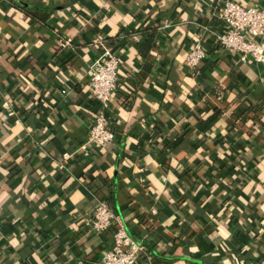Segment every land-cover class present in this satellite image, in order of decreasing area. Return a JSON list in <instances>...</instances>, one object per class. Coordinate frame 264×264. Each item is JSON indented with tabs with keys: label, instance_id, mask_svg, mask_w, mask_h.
I'll return each mask as SVG.
<instances>
[{
	"label": "crops",
	"instance_id": "1",
	"mask_svg": "<svg viewBox=\"0 0 264 264\" xmlns=\"http://www.w3.org/2000/svg\"><path fill=\"white\" fill-rule=\"evenodd\" d=\"M220 1L0 0V264H100L112 233L82 221L100 198L146 245L137 264H264V69L216 45ZM103 39L121 58L116 140L61 171L98 110ZM195 40L209 49L199 76L185 67Z\"/></svg>",
	"mask_w": 264,
	"mask_h": 264
},
{
	"label": "built area",
	"instance_id": "2",
	"mask_svg": "<svg viewBox=\"0 0 264 264\" xmlns=\"http://www.w3.org/2000/svg\"><path fill=\"white\" fill-rule=\"evenodd\" d=\"M215 16L224 24L221 32L213 33L215 43L226 52L235 55L237 61L254 64L264 69V6H246L236 0H221ZM101 51L89 72L91 96L98 105L88 137L72 153H64L58 164L61 171L68 169L76 157L93 159L94 152L102 150L116 140L117 130L111 125V99L118 88L121 58L105 43L98 41ZM209 49L202 40L191 43L185 58V67L193 76L200 75L201 64L208 59ZM69 93H64L67 98ZM55 102L49 101L48 105ZM20 118L12 110L7 119ZM257 126L254 131H257ZM144 183L145 178H141ZM156 208L151 214L156 216ZM86 227L97 234L112 233V245L103 253L100 264H137L147 254L146 245L135 240L127 231L122 218L115 213L108 201L100 198L91 216L82 220Z\"/></svg>",
	"mask_w": 264,
	"mask_h": 264
},
{
	"label": "trees",
	"instance_id": "3",
	"mask_svg": "<svg viewBox=\"0 0 264 264\" xmlns=\"http://www.w3.org/2000/svg\"><path fill=\"white\" fill-rule=\"evenodd\" d=\"M142 34L143 35H145V37H147V40L145 41V43H142V41L140 42V44L138 45L137 44V46H136V44H135V46H136V48H137V50L140 52V53H143V55H144V50L145 49H147V54H148V52H149V50L152 48V47H154L155 46V40H154V30L153 29H145V30H142ZM106 40L105 39H103L102 40V42L104 43ZM146 51V50H145ZM119 85V84H118ZM129 91V90H128ZM115 95V94H114ZM114 95H113V97H112V99H111V103H112V100H113V98H114ZM99 152V151H98ZM98 152H94V155L95 154H97ZM73 162H71V164H72ZM59 164V163H58ZM70 164V165H71ZM70 165H69V167H70ZM69 167H68V169H69ZM67 169V170H68ZM97 205V204H96ZM109 205L111 206V204L109 203ZM111 208H112V206H111ZM113 209V208H112ZM246 220L247 221H249V223H251L252 221V219L251 218H246ZM240 221H243V219H240ZM263 225H264V221H263V223H262ZM264 227V226H263ZM245 228H247V227H245ZM263 229V228H262ZM264 230V229H263ZM262 232V230H261V228L260 229H255V228H250V229H248L247 228V231H246V235L247 236H249L248 238H250V239H254V238H258L259 237V235L258 234H260ZM258 235V236H257ZM243 237H246L245 235H243ZM247 238V237H246ZM226 242V241H225ZM222 243V245H221V247L222 248H226L227 247V245L228 244H226V243ZM7 249H8V251L9 252H11V253H13V251L15 250V248L11 245V244H7V247H6ZM1 246H0V254H1Z\"/></svg>",
	"mask_w": 264,
	"mask_h": 264
}]
</instances>
